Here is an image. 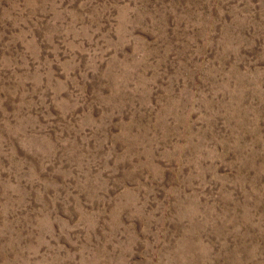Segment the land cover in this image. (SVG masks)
Wrapping results in <instances>:
<instances>
[{"label": "rangeland", "instance_id": "374dc122", "mask_svg": "<svg viewBox=\"0 0 264 264\" xmlns=\"http://www.w3.org/2000/svg\"><path fill=\"white\" fill-rule=\"evenodd\" d=\"M0 264H264V0H0Z\"/></svg>", "mask_w": 264, "mask_h": 264}]
</instances>
